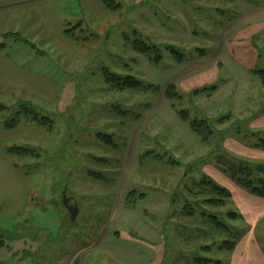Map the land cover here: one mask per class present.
I'll return each mask as SVG.
<instances>
[{
    "label": "rangeland",
    "instance_id": "obj_1",
    "mask_svg": "<svg viewBox=\"0 0 264 264\" xmlns=\"http://www.w3.org/2000/svg\"><path fill=\"white\" fill-rule=\"evenodd\" d=\"M114 2L120 8L102 4L106 15L97 21L75 7L78 1L66 0L68 11L58 18L59 30H69L60 35L71 44L66 56L50 46L57 40H35L50 57L43 66L60 92L50 103L40 99L43 115L54 120L45 140L19 139L29 126L22 123L9 133L16 139L2 145L6 152L30 147L40 153L13 157L26 176L29 202L23 214L0 220L2 263L194 264L192 257L200 256L232 264L233 252L218 244L201 250L215 243L207 221L180 212L186 199L197 200L203 175L220 172L218 157L226 149L238 163L264 164V155L243 151L264 140V85L257 74L264 70V0ZM136 40L158 46L162 59L154 61L156 50L150 57L135 52ZM105 70L135 77L143 88L122 91L106 80ZM171 85L178 94L173 100L165 94ZM23 99L0 95V125L15 117L12 108ZM201 122L210 128L204 125L200 136L191 124ZM98 134L112 136L115 146ZM65 190L79 209L74 223ZM132 192L145 198L130 204ZM208 209L235 234L217 242L243 239L250 230L243 217L228 218L238 214L233 199ZM250 231L264 252V220Z\"/></svg>",
    "mask_w": 264,
    "mask_h": 264
},
{
    "label": "crops",
    "instance_id": "obj_2",
    "mask_svg": "<svg viewBox=\"0 0 264 264\" xmlns=\"http://www.w3.org/2000/svg\"><path fill=\"white\" fill-rule=\"evenodd\" d=\"M73 1L79 2L75 6L79 11L91 12L97 21H102L106 15L103 5L98 0ZM66 4V0H0V95L21 97L24 98L23 100L32 98L39 103H41L40 99L50 103L59 95L60 88L55 77L50 74L51 70H48V67L43 66L45 60H49L50 57L43 48L37 49L35 40L39 42L42 36L49 41L57 40L56 44H50V46L60 57L66 56L65 52L70 51L71 44L61 36L69 30L60 31L58 19L68 11ZM10 34H17L25 38L27 42ZM42 41L45 42V40ZM13 52L18 56H13ZM39 68H44L46 71L43 72ZM26 124L29 126L19 134V139L40 142L47 138L49 133L44 127ZM4 125H0V193L3 191L6 195L2 202L0 201V220L6 224L9 222L8 218L23 214L29 202V193L27 186L24 185L25 174L17 167L13 157L3 151L4 142L16 139L9 136L10 132L16 130H10ZM243 151L248 152L247 155L252 153L251 156L257 153L264 155V151L256 148L255 145L250 149L244 148ZM253 159L257 160L254 157L249 158L250 161ZM207 167L210 166L206 165L204 168ZM214 169H210V173L207 172L208 176L219 179L218 182L222 184L220 185L231 191L236 209L243 217L247 228L251 230L262 223L264 198L250 194L226 175ZM13 179L21 180V186L17 187L15 183H12ZM12 198H16L17 202L7 200ZM248 231L233 252L232 264H264V252L257 243L254 232ZM2 252L0 247V264H4Z\"/></svg>",
    "mask_w": 264,
    "mask_h": 264
},
{
    "label": "trees",
    "instance_id": "obj_3",
    "mask_svg": "<svg viewBox=\"0 0 264 264\" xmlns=\"http://www.w3.org/2000/svg\"><path fill=\"white\" fill-rule=\"evenodd\" d=\"M101 4H103L107 9L116 11L120 8V5L114 2V0H98ZM69 32V31H68ZM67 32V33H68ZM12 36L20 37L17 34H10ZM20 40H23L27 42L25 38H21ZM132 49L144 56L151 55L153 50H156L158 52V56L154 59V61H158L162 59L161 50L158 48V46L151 47L147 43H145L143 40H136L133 42ZM152 60V59H151ZM105 78L108 82L113 83V86L124 91V90H139L143 88L142 83H140L135 77L129 76V77H122V76H116L111 74L109 71H104ZM262 78V83L264 85V70L257 72ZM176 88L171 85L167 88L165 94L168 96V98H178V94L176 93ZM2 110L8 111L11 110V108L7 107H1ZM15 117L9 120L5 123V127L8 129H15L19 127L22 123H28L32 125H39L41 127H44L48 133H51L54 128V120L49 117L43 115V111L41 109V103L35 101L34 99L31 100H21L19 101V104L13 109ZM180 117L184 121H189L190 117L188 116L187 112H180ZM204 125L206 128H210L208 126V123H192L191 128L193 131L198 134L202 135L204 131ZM210 134H213V130L210 132ZM99 140L108 146H115L114 140L112 136L104 135V134H98ZM256 148L262 149L264 151V140H259L258 144L255 145ZM226 152H229L227 150L224 151V157L219 156L218 157V169L221 173L226 175L229 179H231L233 182H235L239 187L242 189L248 191L250 194L258 197V198H264V164L257 163L252 164L251 162H247L245 160H240L239 163L236 161V158H228V155ZM7 153L14 156H21V157H30V156H39V149H34L30 147H14L9 148L7 150ZM226 159V160H225ZM231 160H234L235 162H231ZM176 164V163H173ZM198 186L201 187V191L197 193V195L193 196L197 200L193 201L194 203H190L189 199H186V205L183 207L180 214L183 217H196L201 216L203 219H205L206 225L213 229V233L211 234L213 240L215 243L212 245H203L201 246V250L211 252L212 249H214V245L218 244L219 250H226L234 252L236 249L238 243L241 240V237L237 235V239L235 238V241H231L230 239H227L228 237H235L234 232L228 228V226L222 222L218 215L212 214L208 208H217L222 209L225 208L230 201H232V193L229 189L221 186L220 184L216 183L210 176L204 174L202 181L198 183ZM144 199L145 195H137L136 192H132L129 194L128 203L132 204L136 202V199ZM193 205V206H192ZM228 218L233 220H238L242 216L238 213H229L227 214ZM3 235H6L5 232L1 233ZM223 234L227 236L225 240L222 242H217L216 238L221 237ZM209 235V233H208ZM2 238V237H0ZM217 242V243H216ZM3 244L0 243V247H2ZM192 261L194 264H221V262H215L213 263L211 260H207L204 258H201L200 256H193Z\"/></svg>",
    "mask_w": 264,
    "mask_h": 264
},
{
    "label": "water",
    "instance_id": "obj_4",
    "mask_svg": "<svg viewBox=\"0 0 264 264\" xmlns=\"http://www.w3.org/2000/svg\"><path fill=\"white\" fill-rule=\"evenodd\" d=\"M63 198H64V205L69 212L71 221L74 223L79 215V209H78L77 203L74 199L68 198L67 190L64 191Z\"/></svg>",
    "mask_w": 264,
    "mask_h": 264
}]
</instances>
